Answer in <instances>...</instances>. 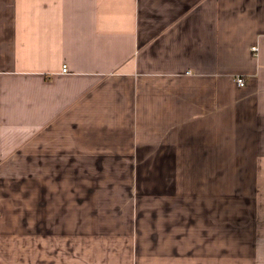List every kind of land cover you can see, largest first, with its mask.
Wrapping results in <instances>:
<instances>
[{"label":"crops","instance_id":"0c3cea01","mask_svg":"<svg viewBox=\"0 0 264 264\" xmlns=\"http://www.w3.org/2000/svg\"><path fill=\"white\" fill-rule=\"evenodd\" d=\"M241 249L264 264V0H0V264Z\"/></svg>","mask_w":264,"mask_h":264},{"label":"rangeland","instance_id":"374dc122","mask_svg":"<svg viewBox=\"0 0 264 264\" xmlns=\"http://www.w3.org/2000/svg\"><path fill=\"white\" fill-rule=\"evenodd\" d=\"M228 178H225V180H227ZM242 214V213H241ZM243 248V247H241ZM243 249H241V255L244 254V256H240V264H252V258L248 257L247 255V251H242ZM245 250V249H244ZM249 252H251V249L248 250ZM231 259V258H230Z\"/></svg>","mask_w":264,"mask_h":264},{"label":"built area","instance_id":"2783aa9c","mask_svg":"<svg viewBox=\"0 0 264 264\" xmlns=\"http://www.w3.org/2000/svg\"><path fill=\"white\" fill-rule=\"evenodd\" d=\"M253 51L257 52L258 51V47H254L253 48ZM63 71H67V68L64 67V70ZM237 83L239 84V86H242L243 87V86L246 85V80L243 77H239V78H237Z\"/></svg>","mask_w":264,"mask_h":264}]
</instances>
